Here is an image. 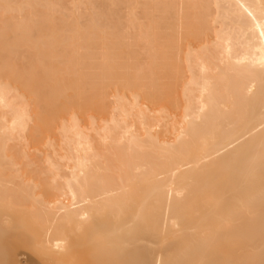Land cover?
Wrapping results in <instances>:
<instances>
[{
	"label": "bare ground",
	"instance_id": "obj_1",
	"mask_svg": "<svg viewBox=\"0 0 264 264\" xmlns=\"http://www.w3.org/2000/svg\"><path fill=\"white\" fill-rule=\"evenodd\" d=\"M0 264H264V0H0Z\"/></svg>",
	"mask_w": 264,
	"mask_h": 264
},
{
	"label": "rangeland",
	"instance_id": "obj_2",
	"mask_svg": "<svg viewBox=\"0 0 264 264\" xmlns=\"http://www.w3.org/2000/svg\"><path fill=\"white\" fill-rule=\"evenodd\" d=\"M25 224H27V222H26ZM28 227H29V229H28ZM25 228H27V229H26V231H27V232H28V231H30V232L32 231V230H30V225H26V226H25ZM26 231H25V232H26ZM30 232H28V233H27V235H28V239H29V237H31L30 235H31V233H32V232H31V233H30ZM34 234H36V235H37V233H36V232H35V233H33V235H34ZM23 235H25V234H23ZM33 235H32V237H31V239H33ZM36 235H34V236H36ZM24 237H25V236H24ZM25 238H26V237H25ZM35 240H36V238H35ZM26 241H27V238H26ZM28 241H29V242H30V241L32 242L33 240H28ZM34 242H36V241H34ZM32 243H33V242H32ZM32 243H31V244H32ZM26 244H27V247H28V248H30V249H32V250H34V249H35V247H33V246H34V245H33L34 243L32 244L33 246H31V245L29 246V245H28V242H27ZM29 244H30V243H29ZM33 248H34V249H33ZM30 249H29V250H30ZM29 250H28V251H29ZM32 250H30V251H29V255H30V256H27V257L25 256V259H27V258H30V257H33V256H34V257H35V259H34V260H35L36 262H38V263H39V261H40V260L38 259V257H37V256H35V255H36V254H35V251H32ZM35 250L37 251L38 249H35ZM28 251H27V253H28ZM31 252H32V253H31ZM22 259H24V257H23Z\"/></svg>",
	"mask_w": 264,
	"mask_h": 264
}]
</instances>
